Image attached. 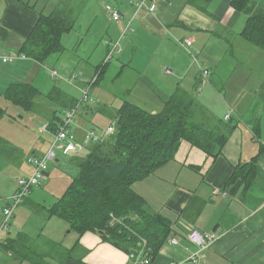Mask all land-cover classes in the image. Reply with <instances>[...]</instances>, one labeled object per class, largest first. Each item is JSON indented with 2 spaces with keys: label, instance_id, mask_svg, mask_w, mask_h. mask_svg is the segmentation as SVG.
Wrapping results in <instances>:
<instances>
[{
  "label": "crops",
  "instance_id": "1",
  "mask_svg": "<svg viewBox=\"0 0 264 264\" xmlns=\"http://www.w3.org/2000/svg\"><path fill=\"white\" fill-rule=\"evenodd\" d=\"M94 1L0 0V27L9 31L6 40L0 39V56L19 55L23 41L42 12L71 10V15L76 17L75 28L90 30L94 18L98 20L101 16V11L95 10ZM102 2L104 5L99 7L103 10L105 19L108 16L111 20L109 13L113 11L121 14V19L114 21L118 23L114 29L116 36L119 33L121 35L115 43H106V55L119 42L120 54L117 53V57L123 59L127 49L121 52V44L125 38H129L132 43V55L130 53L127 64L123 63L121 66L111 62L107 64V61L103 63L106 77L111 76L107 74L111 68L118 70L115 79L119 87H122V93L114 96L118 97L120 106L110 109V105L97 100L95 104L81 108L80 112L87 116L104 113L109 109L111 115L124 102H129L157 113L171 96L184 92L208 111L210 116L229 123L234 128L219 157H211L189 142L182 141L173 161L159 168L148 179L134 185L135 191L146 199L152 209L170 219L173 223L171 237L179 241L178 245H164L153 264L185 263L197 250L187 240L192 229L222 236L203 254L199 264H264V51L249 44L241 36L249 17L264 15V0H248L243 11L234 8L232 0H212L206 7L207 10L200 9L188 0H159L156 12L151 14L141 10L136 15L130 0H102L100 5ZM128 24L130 28L126 30ZM142 27L145 30L150 28L149 31L154 34V66L153 72L147 73V86L141 83L145 76L138 69L136 59L139 51L134 43ZM129 31L133 32V36L128 35ZM72 33L77 34L79 30ZM187 38L194 39L192 54L199 57L200 66L194 63L191 53L180 45ZM64 48L65 52L61 57L58 56L57 68L53 69H59L64 75H68L71 65L76 66L74 71L82 67L83 61L79 53L72 52L70 48V53L66 54L68 44ZM63 58L66 60H62ZM3 64L11 66H4L7 71L0 78V93L17 82L31 81L42 87L45 81L43 74L50 79L48 68L45 69L46 72H41L40 65L32 60L20 59ZM96 67L92 69V74H95ZM200 67L210 70L209 81L203 82ZM127 76L131 81L122 82ZM66 88L68 94L71 90L70 95L78 98L76 89L72 86H66L65 90ZM226 115L230 116L228 120L225 119ZM46 122L47 120L44 124ZM78 122L87 128L80 116ZM41 128L39 127V131ZM77 133L81 137L83 131L77 128ZM49 137L52 142L53 137ZM14 147L17 150L13 152V157L17 158V154L20 156L16 161H10V164L6 162L0 165L4 167H0V187L5 182L12 184L8 193L0 195V199L12 196L16 180L31 174L32 166L28 163V158L43 156L47 152L46 147L40 143L33 147L29 156L20 146ZM37 148H40V152ZM82 151L70 155L60 153L62 156H69L66 164H61L60 155L52 162L61 166L60 171L68 176L69 183L76 177V160L85 155ZM254 158H257V172L251 187L244 191L237 183L226 188L225 184L234 167ZM9 166H17L16 177L13 175L16 171L10 172ZM38 205L49 207L51 204L37 203L34 206ZM3 209L4 206L0 211V224ZM53 218L45 214L44 226L38 233L16 230L27 234L33 243H37L38 253L42 256L41 264L127 263L128 254L104 242L99 234L87 232L80 237L69 226L55 222ZM54 223L62 230L65 229L63 233L62 230L47 229ZM68 228L70 230L66 233ZM16 231L12 233L11 230L9 235L15 236ZM5 254L0 256V264H36L31 261L19 262L11 253Z\"/></svg>",
  "mask_w": 264,
  "mask_h": 264
},
{
  "label": "trees",
  "instance_id": "2",
  "mask_svg": "<svg viewBox=\"0 0 264 264\" xmlns=\"http://www.w3.org/2000/svg\"><path fill=\"white\" fill-rule=\"evenodd\" d=\"M188 1L205 10L212 0ZM247 3L248 0H232L231 4L243 11ZM130 4L136 13V3L130 0ZM72 13L67 9L40 13L36 25L23 41L19 55L45 62L51 56L65 51L63 36L76 30V20ZM8 35L9 31L0 27V39L4 41ZM241 36L249 44L264 51V15L249 17ZM112 49L113 47L108 51L109 55L113 54L110 56L111 60L117 54ZM111 60L107 59V64ZM102 68L103 65H100L96 70ZM79 79L80 77H76L74 82ZM74 82H70L72 87L81 93L82 88ZM85 87H91L89 96L93 99V87L88 83ZM67 94L56 88L48 94L51 99L55 97V100H60L54 102L55 106L45 118L52 135L63 121L66 108L75 105L78 99ZM40 95L32 83L10 84L0 93V123L8 115L11 105L27 114L38 113L36 99ZM90 105L92 102L82 106ZM107 116L111 120L108 127L114 124V134L105 142L90 143L88 149L87 146L83 148L85 155L76 160L79 172L63 195L49 207H37L49 218L56 217L66 221L78 236L87 232L97 233L104 242L128 255L138 253V243L143 241L146 244L142 250L145 264H153L173 234V223L159 211L152 209L146 199L135 191L134 185L148 179L159 168L173 161L182 141L189 142L211 157H219L234 128L229 123L210 116L208 111L184 92L171 96L157 113L124 102L116 113ZM91 130L85 128V132ZM76 132L77 126H74L72 134L75 137ZM85 132L81 135L82 138ZM6 144L7 150L2 152ZM15 151V147L0 136V157L7 154L13 157ZM256 161L257 158H254L234 167L225 187L231 188L239 183L244 191L249 189L256 176ZM111 216L116 219L113 224ZM0 249L4 253H11L19 262L41 264L42 256L38 253L37 243H33L27 234L17 232L15 236H10L8 233L0 240Z\"/></svg>",
  "mask_w": 264,
  "mask_h": 264
},
{
  "label": "rangeland",
  "instance_id": "3",
  "mask_svg": "<svg viewBox=\"0 0 264 264\" xmlns=\"http://www.w3.org/2000/svg\"><path fill=\"white\" fill-rule=\"evenodd\" d=\"M101 1L102 0L94 1L95 10L101 11V16L99 17L98 20L97 19L95 20L94 18L93 25L91 28H89L90 30L87 31V28L81 29L80 27H76V30H79V33L76 34V33L71 32L69 34H66L64 36L66 41H64L65 39L63 38V42H62V44H64L63 46H66L68 44V49H67L68 51H66V54L68 52L70 53V50L72 52L79 53L81 61H83V62L80 61L82 65L80 69H74L73 71V68L76 66L71 65V72L68 75H64L59 69L57 70L53 69V67L57 68L56 64L58 63V59L61 57L60 55H62L65 51L51 56L47 61H45L46 63L34 61L28 58L26 55H18V56H5L4 55L2 57L0 56L3 63H10V62L20 60V59L25 60V61L32 60L33 62L38 63V66L40 65L39 68L41 69V72H46L45 70L46 68H48L50 72V79L49 77L46 78V74H43L45 81L42 87H38L37 85L33 84V82L31 81H24L25 83H32L33 85H35L41 94L39 98L36 99V105H38V108H37L38 113L27 114V113L22 112L19 108H16L13 105H11L12 107L8 110V115L0 123L1 138H3L6 141H9L11 145L14 144V145L20 146L23 150H25L27 156L31 155L32 151L34 150L33 147L39 143L42 146L46 147V151L51 146L50 143L52 142L49 136L50 135L52 136V133L50 132V129H49V132L47 133H41L39 131V127L41 128V126H43L44 122L46 121L45 118L48 117V115L50 114L49 110L50 109L52 110L53 107L55 106L54 102H60L58 97H57L58 98L57 100H55V97L53 99L48 97V94L50 93L52 89L56 88L58 90H61L64 94H67V88L65 90V87L72 86L71 83L74 82V79L76 77H80V79L75 81L74 84H79L82 90L84 88H87L85 87L87 83L93 87L92 88L93 90L91 91V95L93 97L92 104H95V102L99 100L101 103L110 105L109 107L110 109L111 107L112 109H117L121 104L118 101V97L114 96V94L120 95V93H122L121 91L122 87H119V83L116 81L117 79H115V76L118 70H116L115 68H111L109 71H107V74H110L111 76L107 75V77H106V74L104 76L103 68L98 71L96 70L95 74H92V69L94 67L103 65V63L107 61V59L109 61L111 60L110 56H112L113 54L109 55L108 53L106 55V43L110 41H113V43H115L121 35L119 33L116 36V32L114 30L118 23H115L112 19L110 20L108 16L106 19L103 17L104 12L102 9H100V7L104 5V2H102L100 5ZM107 4H111V3H107ZM71 5L73 6L74 3H72ZM74 9H77V7H74ZM85 13L86 11L82 14V17L85 15ZM73 17L74 19L76 18L75 16ZM90 22L91 21L89 20V23ZM142 28L143 29L139 31L137 38L134 40V43L138 47V51H139L138 57L136 59V62H138V67H139L138 69H140L139 70L140 73L145 76V78L141 80V83L142 85L147 86V78H146L148 77L147 73H152L153 66H154V34L151 31H149L150 28H148V30H145L144 27ZM132 34L133 32L131 31L128 32V35H132ZM78 41H80L79 45H78ZM114 46H113V49H114ZM131 47H132V43L130 39L125 38V40H123L121 44V52L125 48L127 49V52L125 53L123 59H119V57H117V55L120 54L118 53L120 52L119 46L116 51L112 49L113 52H117L118 54H114L113 59L111 60V64L117 65V66H121L123 63L127 64L129 54L131 53L132 55ZM192 49H193V46H192ZM192 49L190 50L189 53H191L193 58L197 59L198 65L200 66L199 57H197L195 54H192ZM211 49L213 50V47H211ZM5 58H8L7 62H4ZM62 60H66V58H63ZM2 61L0 60V78L7 71V68H5L4 66H11V65H4ZM85 63H87L86 66H85ZM200 70H201L203 82H206L207 80L209 81L210 77L204 76L203 72L205 70H208L210 73V70L205 67H200ZM35 71H38V70H35ZM54 73L56 74L54 75ZM128 81H131V79L128 76L127 78L124 77L122 79V82L124 83ZM17 83H23V82H17ZM141 87L142 86L140 85V88ZM70 93H72L71 90L69 94ZM78 93H75L78 96L76 104L73 106L67 107L66 109L68 111L75 109V107L80 103L82 96H83V92L79 93V95ZM83 100L84 98L82 99V101ZM103 100L105 102H103ZM81 108H83V106H80V108L78 109L76 113L77 128L80 131L85 132V128L79 124L78 122L79 116L83 119L88 129L90 130L93 129L97 131L99 134L105 131L107 129L106 127H108V125L111 123L110 118L107 116L110 112L109 109L106 110L104 113L101 112L102 114L101 113L95 114V115L89 114L86 116L85 113L80 112ZM85 135H86V132H85ZM84 138L85 136L83 138L81 137L80 139V136L76 132V139L78 142H83ZM89 146L90 144H88L86 148L88 149ZM6 150H7V144L1 151L5 152ZM37 151L40 152V148H37ZM60 153L64 155H70L67 153L58 152L57 157L60 155ZM19 156L20 154H17V158ZM59 157H60L59 159L61 160V164L68 163L69 156L60 155ZM17 158L15 156L10 157L8 154L2 155V157H0V165L6 162L10 164L11 162H13V160L16 161ZM25 165L27 166L26 162H25ZM1 168L3 169L4 167H1ZM8 168L10 169L9 170L10 172L16 171V169H18L17 166H9ZM78 169L79 168L76 166L75 176H77L79 172ZM60 170H61V166L54 164V163L52 164V162L49 163V170H48L49 181L47 182L48 180L47 178V180L40 187L33 188L31 194L28 195L26 198H24L20 202L10 222L12 233L16 230L29 231L33 233L39 232V229L44 224L43 219H44L45 213L38 207H35L34 205L37 203L44 204V205L52 204L55 200H57L63 195V193L66 191V189L71 183V181L69 183L68 176L65 173L61 172ZM49 171H50V174H49ZM1 174L2 172H0V175ZM13 175L16 177L18 175L17 171L13 172ZM10 186L12 187V184L10 182L8 183L5 182L3 184V187H0V192L4 191L3 194L0 193V195H5L6 193H8ZM10 197L4 196L3 197L4 199H0V211H1V207L3 206L5 207L7 202L10 201ZM53 220H56L55 222H62V225L69 226V224L62 219H58L54 217ZM47 229L54 230V231L62 230V228H60L57 225V223L50 224V226H48ZM64 230L65 229L62 230V233ZM69 230L70 229L68 228L66 233H68ZM16 233L17 231L14 234ZM6 235L8 234H5V236ZM3 254L5 253L0 250V256Z\"/></svg>",
  "mask_w": 264,
  "mask_h": 264
},
{
  "label": "built area",
  "instance_id": "4",
  "mask_svg": "<svg viewBox=\"0 0 264 264\" xmlns=\"http://www.w3.org/2000/svg\"><path fill=\"white\" fill-rule=\"evenodd\" d=\"M137 5V11L135 15L141 10H145L148 13H154L159 0H132ZM112 19L114 21H119L120 14L118 12L111 13ZM130 24L126 26V30L130 27ZM125 30V31H126ZM194 44L193 38H187L185 41L181 42L180 45L187 52H190ZM119 42L114 46V51L118 49ZM8 58L4 59V62H7ZM194 63H197V59L193 58ZM56 73H54L55 75ZM204 76H210L208 70L203 72ZM207 82V81H206ZM91 88V87H90ZM84 88L82 90L83 96L80 103L71 111H64L63 121L57 129V132L53 133L52 143L50 148L43 156H31L28 159V163L32 166V172L29 176L20 177L16 181L15 191L10 197V201L7 202L6 206L2 211V220L0 225V240L5 237V234H8L11 229V219L15 213L20 202L31 194L33 188L40 187L48 178L49 163L55 162L57 160V153L63 152L67 154H72L83 150L90 143L105 142L111 135L115 132L114 124L108 127L101 134L96 133L95 131H86L85 138L83 142H78L76 137L72 134V128L77 126L76 123V113L80 106L87 102H93V99L89 96V89ZM229 115L225 117L226 120L229 119ZM42 133L49 132V123H45L40 129ZM14 202V203H13ZM112 224L116 220L113 216ZM221 235L217 233H203L198 229H192L188 235L187 240L189 243L197 248L195 253H192L185 263H176V264H199L203 258V254L211 248L217 241L221 239ZM166 244L178 245L179 241L175 237L168 239ZM139 249L138 253L133 252L128 256L127 264H145L142 250L146 246L145 242L141 241L138 243Z\"/></svg>",
  "mask_w": 264,
  "mask_h": 264
},
{
  "label": "clouds",
  "instance_id": "5",
  "mask_svg": "<svg viewBox=\"0 0 264 264\" xmlns=\"http://www.w3.org/2000/svg\"><path fill=\"white\" fill-rule=\"evenodd\" d=\"M80 152V151H79ZM76 153V152H75Z\"/></svg>",
  "mask_w": 264,
  "mask_h": 264
}]
</instances>
